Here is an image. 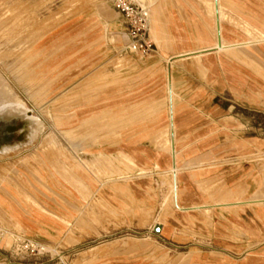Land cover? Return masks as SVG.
Segmentation results:
<instances>
[{"label": "rangeland", "instance_id": "rangeland-1", "mask_svg": "<svg viewBox=\"0 0 264 264\" xmlns=\"http://www.w3.org/2000/svg\"><path fill=\"white\" fill-rule=\"evenodd\" d=\"M133 1L150 11L149 54L128 48L114 0H0V116L32 120L27 141L0 146V264H190L183 248L153 237V223L176 210L179 164L142 165L124 148L148 140L171 152L176 81L205 76L199 56H178L168 7L192 4L202 18L206 8L215 44L219 13L216 0ZM220 22L234 28V42H251L248 49L264 44L238 16ZM256 56L260 64L245 65L264 78V55ZM233 157L261 162L264 171V151ZM225 161L210 166L213 204L233 189L218 173ZM134 191H147L151 204Z\"/></svg>", "mask_w": 264, "mask_h": 264}, {"label": "crops", "instance_id": "crops-1", "mask_svg": "<svg viewBox=\"0 0 264 264\" xmlns=\"http://www.w3.org/2000/svg\"><path fill=\"white\" fill-rule=\"evenodd\" d=\"M215 3L219 22L232 13L253 28L260 37L256 41H264V0ZM181 6L182 9H167L176 51L178 56H199L205 76L198 80L184 74V82L176 79L180 97L171 108V126L175 128L171 152L159 153L160 147L148 140L125 145L124 149L142 165L155 162L170 170L179 164L180 173L175 174L176 210L164 221L150 219L145 227L154 222L153 237L157 242L183 248L180 253L192 256L190 264H264L263 167L261 162L233 157V153L245 156L247 151H264V97H259L264 78L259 67H246L244 62L247 58L260 64L256 54L264 55V44H254L250 50L244 46L251 42H234V28L220 22L225 45L220 43L218 47L209 33L207 9L202 18L192 4ZM201 21L206 23L204 29ZM191 46L198 48L185 50ZM228 48L231 52L222 50ZM214 87L220 93L214 94ZM225 93L232 97H217ZM224 118L228 120L222 121ZM216 121L222 131H215ZM220 159L226 161L218 173L233 189L223 191V200L213 204V194L207 190L213 176L210 166ZM198 165L204 168L193 170ZM134 192L141 203L151 204L147 191ZM156 209L160 213L159 207ZM45 225L50 234L58 230L55 225ZM31 227L37 229L40 225Z\"/></svg>", "mask_w": 264, "mask_h": 264}, {"label": "built area", "instance_id": "built-area-1", "mask_svg": "<svg viewBox=\"0 0 264 264\" xmlns=\"http://www.w3.org/2000/svg\"><path fill=\"white\" fill-rule=\"evenodd\" d=\"M116 10L125 21L129 36L128 48L142 54L154 51L150 40V11L149 8L133 0H114Z\"/></svg>", "mask_w": 264, "mask_h": 264}, {"label": "bare ground", "instance_id": "bare-ground-1", "mask_svg": "<svg viewBox=\"0 0 264 264\" xmlns=\"http://www.w3.org/2000/svg\"><path fill=\"white\" fill-rule=\"evenodd\" d=\"M216 32H217V36H218V38L216 39L217 46L220 47V43L221 44L223 43L225 45V40L223 39V35H222V27H221V24L219 21H217ZM13 104H15V103H13ZM16 104H17V102H16ZM15 106H17V105H15ZM27 114L30 116L32 115L30 113V111H28ZM31 124H32V120L28 117L26 118L24 115H22L20 113H13V114L11 113L10 114V112H9L7 114H4L3 116H0V146H2L4 144H15V143L27 141L29 138V135H30L29 131H30V125ZM17 145H19V144H17ZM174 152H175V150H174ZM173 155H175V154H173ZM103 156H106V155H103ZM87 163L88 162H86V165H87ZM159 228H161V227L159 226Z\"/></svg>", "mask_w": 264, "mask_h": 264}]
</instances>
